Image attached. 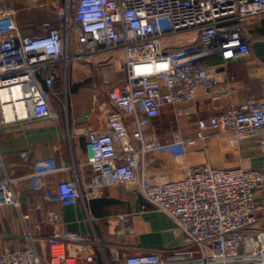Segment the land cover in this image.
<instances>
[{"label": "built area", "instance_id": "built-area-1", "mask_svg": "<svg viewBox=\"0 0 264 264\" xmlns=\"http://www.w3.org/2000/svg\"><path fill=\"white\" fill-rule=\"evenodd\" d=\"M19 1L0 0V127L52 118V100L62 98L56 82L66 92L68 68L75 59L91 61L100 53L122 50L127 72L126 82L113 87L99 106L106 126L82 130L95 174L94 193H84L77 178L51 186L47 176L61 170L56 160L37 159L26 151L22 164L31 169L25 178L32 190L43 200L68 206L102 197L110 186H132L144 200L143 209L149 205L172 218L183 245L114 251L110 259L99 238L66 230L49 238L43 256L28 232V245L4 247L0 264H264V227L258 217L262 206L255 199L256 188L264 186V167L191 166L180 178L154 182L146 164L152 152L171 158L185 152L187 140L163 144L147 132L163 107L194 102L200 88L223 98L239 91L234 78H220L210 60L219 57L227 63L250 55L245 24L264 16V0H63L55 6L57 21H44L41 33L19 28L14 7ZM25 1L35 5L40 0ZM181 35L191 40L175 45ZM16 102L25 114L9 118L6 106L16 107ZM208 126L231 133L239 142L256 137L264 150V100L251 96L198 121L199 129ZM16 181L0 161V206L20 207ZM37 207L47 222L60 223L59 211H45L42 202ZM118 219L128 221L123 214Z\"/></svg>", "mask_w": 264, "mask_h": 264}, {"label": "crops", "instance_id": "crops-1", "mask_svg": "<svg viewBox=\"0 0 264 264\" xmlns=\"http://www.w3.org/2000/svg\"><path fill=\"white\" fill-rule=\"evenodd\" d=\"M262 17L246 21L245 36L250 40L248 57L227 63L219 57L210 60V65L216 68L220 78H234L233 83L239 91L233 97L223 98L200 88L194 102L175 107L165 106L160 116L151 121L147 132L161 143L187 140L184 155L177 158L159 152L147 156L146 164L152 170L154 182H161L168 177L180 178L184 168L191 166L223 169L264 167V150L258 138L249 137L239 142L231 133L211 126L204 130L198 127L200 119L220 114L230 105L242 104L251 96L264 100V19L259 21ZM126 80L122 50L100 53L91 61L75 59L67 72L66 87L69 83L73 88L69 101L68 94L65 97L66 107L63 83L58 80L56 88L62 92V98H53L52 118L15 122L0 127V161L3 171L17 178L13 189L20 201L19 208L0 206V253L6 246L25 248L30 232L39 252L47 256L49 238L62 236L66 230L99 238L110 259L114 251L174 249L183 245L182 235L174 231L172 218L149 205L143 209L144 200L132 186H110L102 197H91L63 206L59 202L43 200L25 178L31 172L28 166L22 164V152L27 151L37 159L56 160L61 170L47 176L51 186L77 178L82 191L93 194L91 186L95 174L88 164L86 137L82 130L84 127L101 129L106 126L99 106L108 101V93L113 87ZM130 122L131 119L127 118V123ZM200 133L205 138L200 137ZM255 199L262 206L258 217L260 225L264 227V186L256 188ZM41 202L45 211L60 212L59 224L52 225L45 220L44 211L37 207ZM121 214L128 221L120 222L118 216Z\"/></svg>", "mask_w": 264, "mask_h": 264}, {"label": "rangeland", "instance_id": "rangeland-1", "mask_svg": "<svg viewBox=\"0 0 264 264\" xmlns=\"http://www.w3.org/2000/svg\"><path fill=\"white\" fill-rule=\"evenodd\" d=\"M63 0H40L37 4L31 5L27 1H19L14 3V7L17 10V23L21 30H23L25 33H40L41 32V22L44 21H50V22H56L57 16L55 14L56 12V5L61 3ZM256 18V17H254ZM259 18V17H257ZM260 18L259 21L263 20ZM187 37H191L190 35H187ZM187 37H184V35H181L173 40V43L175 45H182L183 43H187L191 40L189 38V41H186ZM114 52H119L114 51ZM115 60L119 61V58H116ZM122 63V62H121ZM123 68V65L121 66ZM72 85L68 83V86L66 87V92L64 94V104L66 103V98L68 94V101L70 97V93L72 90ZM156 123V121H154Z\"/></svg>", "mask_w": 264, "mask_h": 264}, {"label": "bare ground", "instance_id": "bare-ground-1", "mask_svg": "<svg viewBox=\"0 0 264 264\" xmlns=\"http://www.w3.org/2000/svg\"><path fill=\"white\" fill-rule=\"evenodd\" d=\"M4 98H7L6 93H4ZM16 112H18L21 116L25 114V109L23 108L21 102H16V107L11 105L6 106V114L9 118H12Z\"/></svg>", "mask_w": 264, "mask_h": 264}]
</instances>
